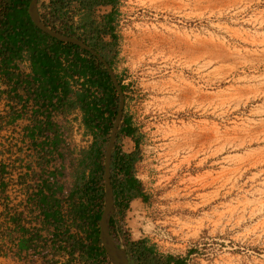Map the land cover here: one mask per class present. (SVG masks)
<instances>
[{"label": "rangeland", "instance_id": "1", "mask_svg": "<svg viewBox=\"0 0 264 264\" xmlns=\"http://www.w3.org/2000/svg\"><path fill=\"white\" fill-rule=\"evenodd\" d=\"M113 8L110 68L139 142L119 135L112 151H138L146 196L115 216L118 239L143 237V214L159 256L264 264V0H114L94 12Z\"/></svg>", "mask_w": 264, "mask_h": 264}, {"label": "trees", "instance_id": "2", "mask_svg": "<svg viewBox=\"0 0 264 264\" xmlns=\"http://www.w3.org/2000/svg\"><path fill=\"white\" fill-rule=\"evenodd\" d=\"M43 1L37 13L45 25L87 43L110 66L115 9L95 14L94 8L113 6L114 0ZM28 2L0 0V257L16 264H109L98 240V219L103 147L117 93L95 57L34 26ZM74 112L83 135L91 137L85 146L68 139ZM119 135L138 147L128 117H122ZM136 161L137 150L112 151L110 235L129 264H183L157 255L143 237L131 240L121 233V241L112 229L131 199L146 198L134 175Z\"/></svg>", "mask_w": 264, "mask_h": 264}, {"label": "water", "instance_id": "3", "mask_svg": "<svg viewBox=\"0 0 264 264\" xmlns=\"http://www.w3.org/2000/svg\"><path fill=\"white\" fill-rule=\"evenodd\" d=\"M37 2L38 0H29L27 4V14L31 22L34 24V26L37 27L43 33L47 34L48 36L61 42H66L76 45L80 49L87 51L90 55L95 57V59L99 63H101L104 69L106 70L110 78V81L116 90L118 96L116 113L112 121V125L109 130L108 138L103 152V162H102L103 207L98 219V240L100 242V245L104 251L105 257L109 262V264H129L124 249L120 246H117L116 242L112 239L109 233V218L113 211V194H112V186L110 183V176H109V164H110L111 151L113 148L116 132L119 126V122L122 118L123 100L120 94L121 93L120 87L116 82L115 76L112 74L110 66L99 52L94 50L92 47H90L87 43L83 42L82 40L74 36H69L59 31H56L45 25L40 20L37 13Z\"/></svg>", "mask_w": 264, "mask_h": 264}, {"label": "built area", "instance_id": "4", "mask_svg": "<svg viewBox=\"0 0 264 264\" xmlns=\"http://www.w3.org/2000/svg\"><path fill=\"white\" fill-rule=\"evenodd\" d=\"M75 19V18H74ZM69 130H68V139L76 146V147H81V146H85V145H81V146H78L77 144H75L73 142V133L76 131L77 132V135L79 136V138H82V139H85V138H88L87 140V144L90 142L91 140V137L90 136H85L83 135V129L79 123V118H78V113L77 112H74L72 113L69 117ZM53 159L56 161L57 160V155L54 154L53 155ZM143 215V214H142ZM140 216L141 217V224H140V233H142V236L144 237L147 230H152L153 229V225L152 223L147 219V218H143V216ZM112 229L114 230L115 234H116V237L120 239V235L117 231V226L115 223H113L112 225Z\"/></svg>", "mask_w": 264, "mask_h": 264}, {"label": "crops", "instance_id": "5", "mask_svg": "<svg viewBox=\"0 0 264 264\" xmlns=\"http://www.w3.org/2000/svg\"><path fill=\"white\" fill-rule=\"evenodd\" d=\"M9 259L0 257V264H16L14 262L8 261Z\"/></svg>", "mask_w": 264, "mask_h": 264}, {"label": "bare ground", "instance_id": "6", "mask_svg": "<svg viewBox=\"0 0 264 264\" xmlns=\"http://www.w3.org/2000/svg\"><path fill=\"white\" fill-rule=\"evenodd\" d=\"M250 79H252V80H257V79L263 80V76L261 74H257V75L250 77Z\"/></svg>", "mask_w": 264, "mask_h": 264}]
</instances>
